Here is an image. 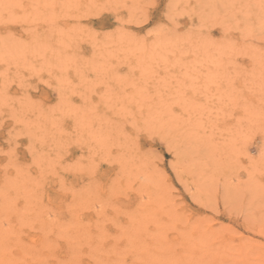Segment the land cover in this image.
<instances>
[{"label": "rangeland", "instance_id": "obj_1", "mask_svg": "<svg viewBox=\"0 0 264 264\" xmlns=\"http://www.w3.org/2000/svg\"><path fill=\"white\" fill-rule=\"evenodd\" d=\"M161 3L173 5L171 24ZM114 4L126 6L122 19L143 15L155 30L130 38L116 28L117 10L103 8ZM262 5L0 0L1 263L24 264L20 246L34 235L42 264L69 259L65 243L56 248L47 233L71 220L64 235L106 264H264ZM96 13L74 26V17ZM6 21L23 23L6 30ZM129 109L166 130L167 173L124 137ZM10 129L18 163L7 167ZM97 156L111 162L92 170ZM130 178L131 191L113 198L117 208L97 212L107 186ZM8 196L27 206L22 229L15 221L3 227Z\"/></svg>", "mask_w": 264, "mask_h": 264}, {"label": "snow or ice", "instance_id": "obj_2", "mask_svg": "<svg viewBox=\"0 0 264 264\" xmlns=\"http://www.w3.org/2000/svg\"><path fill=\"white\" fill-rule=\"evenodd\" d=\"M264 6V5H262ZM19 7V6H17ZM83 7V6H79ZM100 7V6H97ZM121 7H126L120 4H114V5H103V8L105 9V12L111 11L112 9H116L117 13L115 16L112 17L113 20L116 22V28L123 31L124 33H127L130 38L139 40V36L133 35V32H140L143 33L146 29L149 30V35L152 34L153 24L155 21H149L146 23L147 17L140 15L138 18H129L127 20H124L119 15V9ZM141 7H147L149 10L151 9V5L148 6H141ZM173 8L172 4H164L161 3L158 6V9L160 11H165L166 15L169 18V23L171 24L173 18L171 9ZM103 13H96L94 16H85V15H78L74 17V26L79 28H84L87 23H89L93 18L99 17ZM10 23H23V22H17V21H6V30L7 25ZM22 34V33H21ZM91 34V33H90ZM34 35H36L34 33ZM95 35L98 37L100 33L96 32ZM43 34H38V38H42ZM261 49H264V43L260 45ZM5 75L8 78H11L10 71L6 70ZM23 86V85H21ZM8 83L7 80L5 82V88L8 89ZM6 98H7V92H6ZM130 115H128L127 120L125 121V128L123 130V135L125 138H127L131 145L140 152H144L149 158H151L156 165L158 169L161 170V174H165L169 171L170 166L168 164V153L165 151V148L163 145L167 143V135L166 130L161 128L160 125L155 120H143L139 117L142 116V109L139 114L136 112H133L131 109H129ZM5 117H8V113H4ZM9 141L6 144V147H9V151L5 152L3 155L6 159L9 160V163L7 167H12V162L15 161L18 163V156L15 150L11 148V144L14 143V141L11 140V129L9 130ZM159 141L158 144H155L153 142ZM31 148V145H29ZM159 148V151L157 152L155 148ZM91 151V150H90ZM254 151V150H253ZM33 160L36 159L35 153L33 152ZM90 168L92 170H95L99 168L101 165L108 164L111 162V160H105L100 157H90ZM81 164V161H75L72 164L68 165L69 168L71 167H79ZM174 167V165H173ZM134 186L133 181L131 178L128 181V184L125 185L124 183H120L119 186L116 183V180L114 179L111 184L107 186L108 190V198L106 201H99L95 202L94 206L97 210V212H102L104 208H117V204L113 203V198L116 196H124L126 193L130 192L132 187ZM73 195V201H75L76 193L75 190L72 192ZM146 196H142V199H146ZM20 208L19 200L15 199L14 197L8 196L6 197L5 206L3 208V213L5 215L4 224L3 227L5 230H8L11 228L13 222H17L20 224L21 229L24 227V221L25 218L21 215L22 211L26 210ZM123 215H126L129 217V220L132 219V213L130 212H123ZM51 208H49V219H53ZM73 221H64L61 225V231L59 233L56 232H50L47 233L49 237L55 236L56 239L53 241L56 248H60L61 242H64L66 245V252L69 256V259L61 260L60 264H85L84 257L88 256L90 259L88 261V264H106V262L102 259H99L98 257H94L92 252L85 251V245L82 242H77L73 240L70 236H65L63 232V225H71ZM115 226L117 228L122 227L121 223L119 221H115ZM20 236H23L24 233L21 230L19 233ZM11 235L9 237V240H11ZM88 247H91L90 245Z\"/></svg>", "mask_w": 264, "mask_h": 264}, {"label": "bare ground", "instance_id": "obj_3", "mask_svg": "<svg viewBox=\"0 0 264 264\" xmlns=\"http://www.w3.org/2000/svg\"><path fill=\"white\" fill-rule=\"evenodd\" d=\"M16 224V223H15ZM16 231V230H15ZM17 232V231H16ZM15 232V233H16ZM32 238H31V240H30V242H32V245H34V246H32L31 244H28V243H30L28 240V243L26 242V241H23V243L24 244H21V249H22V252H21V256L24 258V261H23V263L24 264H27L28 262H30V258H27V256L26 255H31L30 257H32V259L33 260H35L36 261V259H38L37 260V263L36 264H42V260H40V258L42 257V255H41V252H42V248H40L39 247V241H40V239L38 240L37 238H40V237H37L36 238V236L34 235V236H31ZM33 238H35V239H33ZM20 240V239H19ZM26 240V239H25ZM36 240V241H35ZM21 241V240H20ZM36 244V245H35ZM30 245H31V247H30ZM24 246V247H23ZM62 253L64 254V256H67L66 255V251L64 250V251H62ZM62 253L61 254H59V256H62ZM46 260V259H45ZM0 264H2L1 263V261H0ZM47 264V263H46ZM55 264H60L59 263V260H56V262H55Z\"/></svg>", "mask_w": 264, "mask_h": 264}]
</instances>
